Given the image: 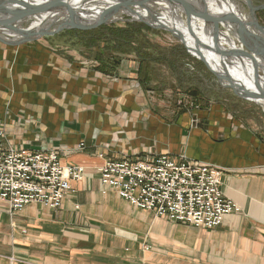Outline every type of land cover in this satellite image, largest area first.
I'll return each instance as SVG.
<instances>
[{"label": "crops", "instance_id": "crops-1", "mask_svg": "<svg viewBox=\"0 0 264 264\" xmlns=\"http://www.w3.org/2000/svg\"><path fill=\"white\" fill-rule=\"evenodd\" d=\"M38 44H0V79L17 78L15 97L0 89V130L6 132L0 146L54 150L62 166L86 173L59 209L32 203L11 214L0 202V264H264L263 118L235 119L220 108L200 111L196 122L189 113L171 111L169 118V111H155L144 85L154 81L163 90L191 77L160 45L143 46L151 55H139L141 61L136 52L121 64L100 55L106 68L89 69L87 53L94 50L74 57ZM120 52L111 51L113 57ZM14 62L22 66L12 76ZM89 76L96 79L89 83ZM152 146L161 155L183 153L218 168L224 196L241 212L207 231L154 219L104 190L98 170L107 160Z\"/></svg>", "mask_w": 264, "mask_h": 264}, {"label": "water", "instance_id": "water-1", "mask_svg": "<svg viewBox=\"0 0 264 264\" xmlns=\"http://www.w3.org/2000/svg\"><path fill=\"white\" fill-rule=\"evenodd\" d=\"M242 1L0 0V44L19 47L65 31H90L118 22L137 21L180 38L189 54L207 65L223 88L232 90L243 100L262 106L259 101H264V41L253 34L252 28L254 26L264 32L255 16L257 11L264 10V5L255 8L253 4L258 0H244L250 5L252 27L242 23L239 13L235 11L214 10L216 5L222 3L234 4L240 9ZM211 5L215 6L212 8ZM143 13L151 21L146 20ZM127 17L129 19H125ZM224 29L228 35L223 33ZM237 45L242 46V51ZM254 51L256 59L249 55ZM251 60L258 64L254 65L256 74L250 77L254 83L250 80L248 86L238 72L251 76Z\"/></svg>", "mask_w": 264, "mask_h": 264}, {"label": "built area", "instance_id": "built-area-1", "mask_svg": "<svg viewBox=\"0 0 264 264\" xmlns=\"http://www.w3.org/2000/svg\"><path fill=\"white\" fill-rule=\"evenodd\" d=\"M98 172L105 191L116 192L157 218L213 230L227 216L241 212L222 192L221 171L185 156L107 160ZM84 176V167H63L58 153L0 146V202L10 212L32 203L59 209L71 184L83 181Z\"/></svg>", "mask_w": 264, "mask_h": 264}, {"label": "rangeland", "instance_id": "rangeland-1", "mask_svg": "<svg viewBox=\"0 0 264 264\" xmlns=\"http://www.w3.org/2000/svg\"><path fill=\"white\" fill-rule=\"evenodd\" d=\"M230 4V3H227ZM264 5V0H258L257 2H254L253 6L255 8H258L260 6ZM240 12L244 13L246 12V15L249 14V8L250 5L247 1H242L239 5ZM264 11V10H263ZM263 11H257L255 13L256 20L261 28H264V14H262ZM169 13V12H168ZM125 19H129L128 17ZM171 19V18H169ZM125 24H140L143 26H146L149 30L143 29L137 35H135V41L132 43L131 46L126 47V53L122 54L121 52L118 54L106 53L103 51V49L106 50H114L112 49L113 44L115 45V42L108 39H102V40H96V38L92 39L88 36V32L90 31H96V29L88 30V31H82V30H70V31H76L73 33H66L70 31H65L59 35L53 36V37H43L37 40L35 43L30 44H38L39 42L41 44H38L39 46L46 45L49 47H53L56 51H62L64 53L69 52L73 54V56H79L81 51L86 52L88 50H94L92 52H88L89 57V69H99L106 66V64H103L101 59L99 58L100 55L109 56L110 59L115 58L118 64H121L124 59L130 54H134V52L138 53L137 57L139 55H151L149 48H143V46H154V45H160L165 47L166 49L170 50L172 55H177V60L175 62L177 63V67H179L183 72L189 73L191 75L190 79L185 78L181 84L179 83H171L169 86L164 87L163 90H159L158 85H155L153 82H146L147 85H144L145 91L143 92L144 95L146 94V97L148 98V102L151 103L155 111L162 112L165 114V112L169 111L168 117L179 113H189L191 118H195L194 121L197 122V117L199 116L200 111H210L212 109H220L227 110L235 119L239 117V119L242 120H262V125L264 126V115L262 113V110L264 108L262 106H259L253 102H249L246 100H243L235 95V93L230 89L223 88L217 81V78L214 76V74L211 72V70L208 68L207 65H205L202 61L198 60L197 58H194L192 55L189 54L186 46L184 45L183 41L178 38L177 36H174L173 34L161 30V29H152L148 27L146 24H143L141 22H118L115 25L119 28H124ZM87 26V25H86ZM110 26V25H109ZM223 33L227 34V31L224 29L222 30ZM106 31L103 32L100 31L97 34H104ZM112 33V32H111ZM107 34V33H106ZM110 35V34H108ZM264 38V35L261 36ZM229 41V39H227ZM98 41V42H97ZM231 41V40H230ZM234 43V40L232 41ZM29 45V44H26ZM24 46V45H22ZM93 48H90V47ZM241 46V45H240ZM9 47V46H6ZM20 47V46H19ZM19 47H10V48H19ZM239 50L242 51V49L237 45ZM106 48V49H105ZM111 48V49H110ZM119 48V47H118ZM143 48V49H141ZM118 51L120 49H117ZM175 53H173V52ZM245 51V50H244ZM101 52V53H100ZM75 54V55H74ZM249 55L251 58L253 57L251 52H249ZM84 57V55H83ZM141 57H138V60L141 61ZM28 65L26 67L31 68L32 65L27 63ZM251 65V64H250ZM253 65V64H252ZM22 65L19 63H12L10 67H8V70L11 71V75L13 76V73H15L16 69H19ZM254 66V65H253ZM253 68V67H252ZM256 69V68H255ZM255 69H253L254 74H256ZM177 72H179L177 70ZM263 75V74H262ZM26 76L25 80H28ZM95 77L89 76L88 80L89 83L91 81L95 80ZM5 80V81H2ZM0 89L4 86L6 88V94L9 95L11 98L12 96L15 97L16 91H17V78L16 77H5L4 79H0ZM149 81H152L149 78ZM172 82V80H170ZM140 92V94H137L138 100L142 99L143 93ZM92 96V95H91ZM103 97V95H100ZM93 97H96V102H99L100 99H98V94L95 92L93 94ZM13 99H10L9 104L12 102ZM137 100V101H138ZM149 103L146 107H149ZM221 109V110H222ZM222 110V111H223ZM173 111V113H171ZM225 113V112H224ZM247 114H254V116ZM112 117L115 116L114 113H108L107 116ZM245 115V117H243ZM117 119V118H116ZM193 121V123H194ZM250 121H246V123H251ZM196 122L193 124V127H197ZM201 122H198V125L200 126ZM118 129V128H117ZM116 129V130H117ZM100 130V128H98ZM119 130V129H118ZM117 130V131H118ZM1 131V130H0ZM4 133V138L6 132L2 129ZM120 131V130H119ZM118 131V132H119ZM121 132V131H120ZM158 146L154 147H148L146 149H139L137 152L131 155H124V158L128 157H137V158H145V157H153L161 155L160 152H158L157 149ZM4 148V147H2ZM15 148V147H13ZM18 149V148H16ZM20 149V148H19ZM44 152H55L57 151H44ZM59 155V154H58ZM169 156V155H165ZM178 156H185V154L181 153L176 156H170V157H178ZM189 161L199 163L193 160H190L188 157H186ZM202 164V163H199ZM209 165V164H207ZM212 166V165H211ZM64 167V166H63ZM82 167V166H80ZM85 168V167H84ZM86 173V169H85ZM222 188V187H221ZM72 189V188H71ZM109 191V190H107ZM223 192V191H222ZM119 196V195H118ZM226 198V197H225ZM227 199V198H226ZM123 200V199H122ZM228 200V199H227ZM234 203V202H233ZM11 214L15 212H10ZM154 215V214H153ZM232 215V214H231ZM154 219H157V217H153ZM167 219V218H166ZM169 220V219H168ZM224 222V221H223ZM223 224V223H222ZM191 226V225H190ZM222 226V225H221ZM194 227V226H193ZM220 227V226H219ZM218 227V228H219ZM196 228V227H195ZM203 229V228H202ZM217 229V228H216ZM206 230V229H204ZM215 230V229H213ZM212 231V230H207Z\"/></svg>", "mask_w": 264, "mask_h": 264}, {"label": "trees", "instance_id": "trees-1", "mask_svg": "<svg viewBox=\"0 0 264 264\" xmlns=\"http://www.w3.org/2000/svg\"><path fill=\"white\" fill-rule=\"evenodd\" d=\"M264 14V11L262 12ZM147 29L149 30L146 26L140 25V24H125L124 28H119L116 27L115 25H110V26H102L99 27L96 31H90L86 34L92 39L96 38V40H102V39H110L113 42H115V45L113 44L114 49H120L122 54H125L126 47H129L132 45V43L135 41V35L139 33L141 30ZM106 31V33L100 35L97 34L100 31ZM76 31H70L66 33H73ZM112 32V33H111ZM110 34V35H108ZM98 42V41H97ZM119 47V48H118ZM90 48H93L92 46ZM111 49V48H110ZM112 50H109L108 52H111Z\"/></svg>", "mask_w": 264, "mask_h": 264}, {"label": "bare ground", "instance_id": "bare-ground-1", "mask_svg": "<svg viewBox=\"0 0 264 264\" xmlns=\"http://www.w3.org/2000/svg\"><path fill=\"white\" fill-rule=\"evenodd\" d=\"M213 6H215V5H211V7L213 8ZM214 10L215 11H220V12H226V11H235L236 13H239V16H240V21L242 22V23H244L246 26H248V27H252L251 26V24H252V20H251V16H250V14H248V16L246 15V12H245V14L244 13H241L239 10L240 9H238V7L237 6H235L234 4H226V3H222V4H218V5H216L215 7H214ZM237 15V14H236ZM143 16H144V18H146V20H149V21H151V19H149L148 17H147V15L145 14V13H143ZM157 22H159V21H154V23H157ZM252 31H253V34L258 38V39H260V40H262V41H264V38H262L261 36H263L264 35V32L263 31H260V30H258L257 28H255L254 26H253V28H252ZM232 44H233V42H231ZM235 46V45H234ZM240 48H242V46H240ZM254 49V48H253ZM244 50V49H243ZM255 50V49H254ZM255 51L254 52H251V54H252V59H256L257 58V56L255 55ZM206 60H209V59H206ZM250 62V61H249ZM251 63L253 64V65H257L258 63H254L252 60H251ZM253 69H255V66H253V68L252 69H250V74H252L251 76H245V75H243V74H241V72H238V75L242 78V80H244V81H246L247 83V85L248 86H250V82L252 81L253 83H254V80L252 79V78H250V77H252V76H254V72H253ZM258 69V68H257ZM262 69H260V71H261ZM248 79H249V81H248ZM251 80V81H250ZM260 81V80H259ZM262 81H264V78H263V80ZM253 83H252V86H253ZM251 86V87H252ZM254 87V86H253ZM254 91L256 92V93H258L255 89H254ZM262 95H264V93H262ZM261 102V103H260ZM259 103L260 104H262V106L264 107V101H262V100H260L259 101Z\"/></svg>", "mask_w": 264, "mask_h": 264}]
</instances>
